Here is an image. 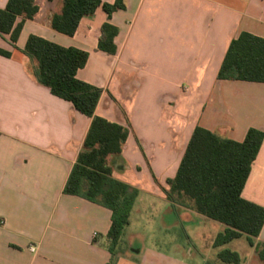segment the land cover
I'll return each mask as SVG.
<instances>
[{
    "label": "crops",
    "instance_id": "1",
    "mask_svg": "<svg viewBox=\"0 0 264 264\" xmlns=\"http://www.w3.org/2000/svg\"><path fill=\"white\" fill-rule=\"evenodd\" d=\"M8 1L0 0V8ZM123 3L111 17L98 8L68 37L51 28L63 0H36L39 11L16 44L0 33V50L10 53L0 55V264H113L116 250L108 237L112 211L64 194L92 119L39 82L38 63L24 52L29 36L88 52L77 78L102 89L96 116L129 131L122 153L108 158L113 178L138 190L125 230L148 206H167L175 220L200 215L191 201L173 203L165 194L197 126L237 142L251 128L264 132V83L218 79L234 39L242 33L264 39V0ZM106 23L119 30L115 55L98 48ZM242 197L264 207V141ZM214 226L217 256L229 250L241 264H264L246 236L239 239L246 238L247 255L230 248L235 240L215 247L226 226ZM254 243H264V227ZM145 250L138 244L133 255ZM196 251L153 248V261L123 256L116 264H210Z\"/></svg>",
    "mask_w": 264,
    "mask_h": 264
},
{
    "label": "trees",
    "instance_id": "2",
    "mask_svg": "<svg viewBox=\"0 0 264 264\" xmlns=\"http://www.w3.org/2000/svg\"><path fill=\"white\" fill-rule=\"evenodd\" d=\"M100 7L109 17L117 10L125 9L123 0H116L113 5L103 0H63L62 8L52 17L51 28L73 37L81 20L93 16ZM38 11L36 0H9L4 9L0 8V33L11 34V40L16 44L26 21L32 20ZM19 18L21 22L17 23ZM118 34V28L104 24L99 50L115 55ZM24 52L37 61L36 76L42 85L92 119L64 194L84 198L112 211L108 237L110 250L114 252L129 224L138 190L113 178L108 158L122 153L129 131L96 116L103 91L77 78L78 72L88 63V52L66 48L36 35L29 36ZM0 55L9 57L10 53L0 50ZM218 79L264 83V39L250 33H242L234 39L225 55ZM263 141L264 132L253 128L243 142H237L222 139L197 126L176 177L168 181L170 189L165 194L173 203L191 201V208L195 212L226 226L224 232L218 234L215 247L246 236L264 262V243H254L264 227V207L242 197ZM218 256L225 263L241 264L240 256L229 250L220 252Z\"/></svg>",
    "mask_w": 264,
    "mask_h": 264
},
{
    "label": "rangeland",
    "instance_id": "3",
    "mask_svg": "<svg viewBox=\"0 0 264 264\" xmlns=\"http://www.w3.org/2000/svg\"><path fill=\"white\" fill-rule=\"evenodd\" d=\"M134 217L131 226L125 230L116 247L113 264L123 256L133 257L138 263L147 259L153 261L150 249L170 251L173 246H191L197 250L198 254L194 255L200 256L201 253L204 257L210 258V264L219 261L217 251L210 245L215 234L216 222L201 215L193 217L182 215L180 220H175L167 206L157 205L146 207L138 220ZM141 243L146 246L144 255H133L134 248ZM230 248H238L242 255H247L250 251L245 237L235 240Z\"/></svg>",
    "mask_w": 264,
    "mask_h": 264
},
{
    "label": "built area",
    "instance_id": "4",
    "mask_svg": "<svg viewBox=\"0 0 264 264\" xmlns=\"http://www.w3.org/2000/svg\"><path fill=\"white\" fill-rule=\"evenodd\" d=\"M30 250H31V251H34V248L31 246V247H30Z\"/></svg>",
    "mask_w": 264,
    "mask_h": 264
}]
</instances>
